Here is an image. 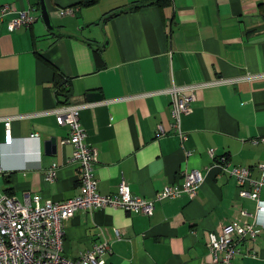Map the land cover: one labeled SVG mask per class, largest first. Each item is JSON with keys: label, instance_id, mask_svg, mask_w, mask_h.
Masks as SVG:
<instances>
[{"label": "crops", "instance_id": "0c3cea01", "mask_svg": "<svg viewBox=\"0 0 264 264\" xmlns=\"http://www.w3.org/2000/svg\"><path fill=\"white\" fill-rule=\"evenodd\" d=\"M42 1L51 29L38 0H0V7H13L0 15V193L22 201L78 192L76 166L67 162L70 146L60 144L67 127L52 112L64 99L52 87L57 72L69 90L64 104L81 106L79 124L96 150L99 194L123 180L132 194L150 199L181 182V170L202 175L191 199L155 202L149 215L107 206L76 210L63 222L64 257L105 241L102 264H211L207 232L240 220L262 230L250 243L254 256L232 264H264V213L237 196L234 179L207 154L211 149L214 157L248 167L254 179L255 165L264 163V0ZM69 5L74 14L55 15ZM20 10H29L31 23L7 30ZM171 82L199 84L191 112L180 120L181 145L169 127L167 96L151 93ZM157 125L163 134H156ZM258 196L264 201V185Z\"/></svg>", "mask_w": 264, "mask_h": 264}, {"label": "built area", "instance_id": "2783aa9c", "mask_svg": "<svg viewBox=\"0 0 264 264\" xmlns=\"http://www.w3.org/2000/svg\"><path fill=\"white\" fill-rule=\"evenodd\" d=\"M11 10H13L12 6H2L0 15ZM75 10V6L69 5L56 8L54 13L56 16L72 15ZM32 19L29 10H20L15 18L7 22V30L28 25ZM217 82L223 83L225 80ZM198 85L178 86L171 82L162 90L151 92L164 93L167 96L169 127L180 145L186 139L180 120L182 115L191 112V102ZM80 107L68 103L58 105L52 110L56 122L67 127V134L61 138L60 144L70 146L67 162L76 166L77 194L60 200H40L35 196H25L19 201L0 193V264H102V256L109 252L105 241L90 245L74 259L66 258L61 253L63 222L76 210H92L107 206L119 208L124 212L149 215L155 202L172 200L180 196L191 199L195 195L202 180V175L196 169L181 170L178 173L181 182H172L163 186L154 192L150 199L132 194L123 180L118 182L113 192L99 194L93 172L96 150L86 141V134L79 124ZM3 126V142L8 144L10 141L8 118L3 121ZM156 134H163L160 125L156 127ZM190 153V150H184V157ZM207 154L220 172L234 179L237 196L253 201L254 213H264V201L258 196L260 187L264 185V163L259 162L255 165L258 177L254 179L248 167L232 165L225 156L214 157L211 149L207 150ZM54 171L55 165L52 164L44 175L45 180H53ZM241 214L253 218V213L242 210ZM254 225L255 222L232 220L216 230H209L205 246L211 264H232L234 258L238 256L253 257L255 252L250 243L262 230ZM115 236H119L116 231Z\"/></svg>", "mask_w": 264, "mask_h": 264}, {"label": "trees", "instance_id": "16d2710c", "mask_svg": "<svg viewBox=\"0 0 264 264\" xmlns=\"http://www.w3.org/2000/svg\"><path fill=\"white\" fill-rule=\"evenodd\" d=\"M93 1H95V0H88L85 3H90L91 4V3H93ZM134 8H136V6L130 7V8H120V9L114 10L113 12H115L117 14L119 12H122V11H125V10L134 9ZM52 87L54 89L55 96L62 97L64 99L67 98L69 90L67 88L66 80L60 74H58L57 72H54V77H53V81H52ZM64 99L60 102L61 104L65 103Z\"/></svg>", "mask_w": 264, "mask_h": 264}, {"label": "water", "instance_id": "95a60500", "mask_svg": "<svg viewBox=\"0 0 264 264\" xmlns=\"http://www.w3.org/2000/svg\"><path fill=\"white\" fill-rule=\"evenodd\" d=\"M38 5H39V8H40V12L42 13V14H41V17H42L43 21L45 22V26H46V28H47V29H51L52 26H51V24H50L49 17H48V13H47V11H46V8H45V6H44L43 1H42V0H38ZM115 14H116L115 12H111L110 14H107L106 16H104V17L102 18V21L105 20V19H107V18H109V17L112 16V15H115ZM102 21H101V22H102ZM96 99H100V96H97ZM96 99H95V100H96ZM48 143H52V138L46 140V144H48Z\"/></svg>", "mask_w": 264, "mask_h": 264}]
</instances>
